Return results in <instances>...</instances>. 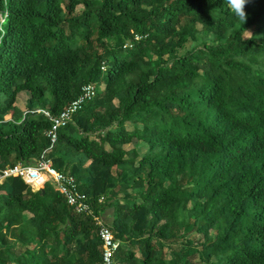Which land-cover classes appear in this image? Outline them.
<instances>
[{"label":"trees","instance_id":"1","mask_svg":"<svg viewBox=\"0 0 264 264\" xmlns=\"http://www.w3.org/2000/svg\"><path fill=\"white\" fill-rule=\"evenodd\" d=\"M244 10L246 21L227 0H0V169L50 146L36 109L57 114L95 87L48 155L92 211L49 181L7 178L0 264H96L94 215L111 206L120 264H264V0Z\"/></svg>","mask_w":264,"mask_h":264},{"label":"built area","instance_id":"2","mask_svg":"<svg viewBox=\"0 0 264 264\" xmlns=\"http://www.w3.org/2000/svg\"><path fill=\"white\" fill-rule=\"evenodd\" d=\"M4 16H0L2 22ZM95 95V87L92 84H86L82 87L78 98L74 99L65 109L52 115L46 110L36 109L49 119L51 123L49 131L46 133L50 141V146L33 163L15 164L0 169V184L9 177L19 176L33 189L43 187L46 181L51 182L64 196L66 202L73 205L78 212H91V202L88 197L78 189L76 177L69 171L58 170L49 158V152L57 140L59 128L65 126L67 122L73 119L76 111L80 110L82 105ZM102 197H99L101 200ZM98 224L97 232L101 240L102 249L99 261L96 264H120L116 254L120 246V241L114 237L109 225L104 222L102 216L94 215Z\"/></svg>","mask_w":264,"mask_h":264},{"label":"rangeland","instance_id":"3","mask_svg":"<svg viewBox=\"0 0 264 264\" xmlns=\"http://www.w3.org/2000/svg\"><path fill=\"white\" fill-rule=\"evenodd\" d=\"M249 34H250V32L248 33V35ZM195 44H196L195 42H191L190 41L187 45H185V47H183V49L181 51L184 52V49L190 50L192 48H195ZM27 98H28V94L27 93H25V94L23 93V94L20 95V105H19V107H22L23 109H26V107H27L26 99ZM214 233H215L214 231H211L212 235H214ZM199 236H200V234H196L195 232H191V233H188L187 235H185V238L186 239H190V240L193 239L194 242H195L194 243V246H195L197 244ZM213 258L214 257L212 256L211 259H213ZM198 259H199V254H196V253L194 255H192V257H191V261H192L193 264H199L200 261H198Z\"/></svg>","mask_w":264,"mask_h":264},{"label":"clouds","instance_id":"4","mask_svg":"<svg viewBox=\"0 0 264 264\" xmlns=\"http://www.w3.org/2000/svg\"><path fill=\"white\" fill-rule=\"evenodd\" d=\"M228 5L234 14L242 21H246L247 14L245 12L246 0H227Z\"/></svg>","mask_w":264,"mask_h":264},{"label":"crops","instance_id":"5","mask_svg":"<svg viewBox=\"0 0 264 264\" xmlns=\"http://www.w3.org/2000/svg\"><path fill=\"white\" fill-rule=\"evenodd\" d=\"M5 118H6V119H9V115H7ZM134 148H135L139 153L143 152V151L146 149L144 143H136L135 146H134ZM113 215H114V210H113V207H112V206H111V207H108V208L103 212V216H104V219H105L106 221H110V220H112ZM163 248L166 250L165 258L168 259V258L170 257V254L168 253V248H167V246H164Z\"/></svg>","mask_w":264,"mask_h":264},{"label":"water","instance_id":"6","mask_svg":"<svg viewBox=\"0 0 264 264\" xmlns=\"http://www.w3.org/2000/svg\"><path fill=\"white\" fill-rule=\"evenodd\" d=\"M39 188H40V190H42L43 187H40V186H39Z\"/></svg>","mask_w":264,"mask_h":264}]
</instances>
